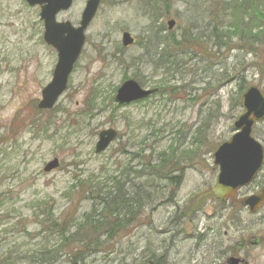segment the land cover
Instances as JSON below:
<instances>
[{
    "label": "rangeland",
    "instance_id": "obj_1",
    "mask_svg": "<svg viewBox=\"0 0 264 264\" xmlns=\"http://www.w3.org/2000/svg\"><path fill=\"white\" fill-rule=\"evenodd\" d=\"M221 1L174 0L165 6L162 0H101L65 92L52 110L39 114L34 109L51 80L56 53L43 42L39 7L0 0L4 264H69L63 254H42L61 240L41 221L51 211L54 221L69 220L73 231L99 202L98 193H114L117 182L139 203L135 221L82 264H226L231 257L264 264V204L253 214L238 204L264 187V164L233 199L219 201L211 194L218 175L213 153L235 133L242 94L249 87L264 94V38L251 47L236 32L220 33L230 18L218 13L215 19L210 10ZM85 2L73 0L56 21L78 26ZM168 20L175 21L170 31ZM189 23L202 44L170 51L172 64L162 66L158 30L179 37ZM123 31L135 40L128 48L121 46ZM128 79L157 92L118 106L116 90ZM47 122L44 134L40 125ZM107 129L118 136L96 155L98 133ZM251 136L264 150V119L253 125ZM54 159L59 167L44 173ZM161 163L172 167L164 174L177 176L176 186L158 177L159 168L151 174L150 167ZM79 184L90 193L81 196Z\"/></svg>",
    "mask_w": 264,
    "mask_h": 264
},
{
    "label": "water",
    "instance_id": "obj_2",
    "mask_svg": "<svg viewBox=\"0 0 264 264\" xmlns=\"http://www.w3.org/2000/svg\"><path fill=\"white\" fill-rule=\"evenodd\" d=\"M28 6L40 7L39 17L43 21V39L48 46L57 52V63L52 79L41 91L39 110H50L57 98L65 91L68 76L78 59L84 44V31L94 17L100 0H87L77 28L68 22L57 23L55 16L67 11L73 0H24ZM170 1V0H165ZM168 30L174 26V21L167 22ZM133 43L132 37L124 32L121 35V44L128 47ZM153 91L142 89L135 81L124 82L117 90L114 101L118 105L130 104L145 99ZM243 113L234 122L237 131L230 140L222 143L213 154V164L218 167L219 173L212 188V196L216 199L234 198L242 187L248 186L262 168L264 153L261 145L251 137L252 126L255 122L264 119V94L257 88L250 87L241 97ZM113 129L99 133L95 145V154L104 152L116 138ZM59 163L56 159L49 162L43 169L49 173L56 169ZM264 203V188L256 195H251L239 201L242 207L255 213ZM226 264H246L244 260L231 257Z\"/></svg>",
    "mask_w": 264,
    "mask_h": 264
},
{
    "label": "trees",
    "instance_id": "obj_3",
    "mask_svg": "<svg viewBox=\"0 0 264 264\" xmlns=\"http://www.w3.org/2000/svg\"><path fill=\"white\" fill-rule=\"evenodd\" d=\"M215 4L216 8L213 6V9L210 10L211 14L215 15V19L219 17V14L230 18L229 24L226 28L222 26L223 29L220 33L225 34L226 30H228V33L230 31L236 32L239 41L246 42L245 46L251 47L257 46L255 44L257 41H260L262 36L264 38V0H229L228 2L223 0ZM192 24L193 23H189V26L184 28L179 37L173 34L162 35L160 30H158L156 43L158 57L162 62V66L170 64L168 60L170 51L173 50L177 52L179 49L191 45L194 46V48L200 47V44H202L201 37L198 36L199 34L196 35V33L193 32ZM215 31V35L217 36L219 32L216 27ZM147 38L150 40L151 36L148 35ZM228 39L230 41V38ZM221 45L226 47L224 42H222ZM151 56L154 57L155 53ZM163 89H166V87L164 86ZM167 89H170V87ZM34 111L42 114L41 111L35 109ZM30 125H34V123ZM40 126V131L47 134L49 122ZM158 166L159 167H150L152 171L151 174H159L157 171L159 168L163 172V176L161 174L158 175V177H164L170 185L176 186L178 177H170L169 174H164V172L170 173L172 167L164 165V163ZM172 166L176 167L175 164ZM173 170L177 171V169ZM79 187L82 188L80 193L81 196L82 194L85 195L84 193H90L82 184H79ZM96 197L99 199V202H97L95 208L91 212L83 215L81 220L72 226L74 227L73 231L69 230V220L66 219L59 223L52 219L51 211L46 213V218L44 221H41L43 229L56 233L61 240L59 246H54L51 250L42 253L47 259H56L63 254L65 258H67L69 264H82L86 256L104 252V245L106 242L114 240L118 234L126 231V227L135 221V206L139 205V203L130 194L124 195L121 191L119 182H117V188L114 193H108L104 196L98 193ZM97 212H99V214H96ZM4 260L3 258L0 259V264H4Z\"/></svg>",
    "mask_w": 264,
    "mask_h": 264
}]
</instances>
